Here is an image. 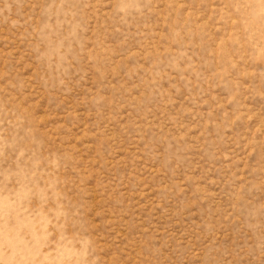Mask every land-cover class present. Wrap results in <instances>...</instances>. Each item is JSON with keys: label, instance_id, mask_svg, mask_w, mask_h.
I'll use <instances>...</instances> for the list:
<instances>
[{"label": "rangeland", "instance_id": "rangeland-1", "mask_svg": "<svg viewBox=\"0 0 264 264\" xmlns=\"http://www.w3.org/2000/svg\"><path fill=\"white\" fill-rule=\"evenodd\" d=\"M0 264H264V0H0Z\"/></svg>", "mask_w": 264, "mask_h": 264}]
</instances>
